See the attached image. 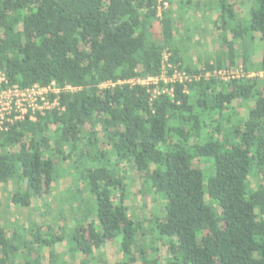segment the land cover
Returning <instances> with one entry per match:
<instances>
[{"label": "trees", "instance_id": "obj_1", "mask_svg": "<svg viewBox=\"0 0 264 264\" xmlns=\"http://www.w3.org/2000/svg\"><path fill=\"white\" fill-rule=\"evenodd\" d=\"M0 72L77 89L0 133L10 203L63 177L79 206L74 228L0 224V264H264V0H0Z\"/></svg>", "mask_w": 264, "mask_h": 264}, {"label": "rangeland", "instance_id": "obj_2", "mask_svg": "<svg viewBox=\"0 0 264 264\" xmlns=\"http://www.w3.org/2000/svg\"><path fill=\"white\" fill-rule=\"evenodd\" d=\"M194 12V8L192 7V10L189 12L187 10H184L182 14L188 13L186 15H183V19L188 17L190 13ZM201 11V10H200ZM191 22H194V17L190 16ZM198 21L194 22V25L197 24ZM202 36H205L204 34H200ZM198 38H194V43L197 44H203L200 40V36H197ZM185 38V37H184ZM188 44L191 43V41L187 42ZM187 47V45H186ZM188 49V47H187ZM191 49V46H190ZM190 52V51H189ZM69 184V180L66 178H60L58 181L56 187L54 188V191H52L51 194H49L45 200L36 202L33 206L27 209H20L13 207L12 204L9 201V191L10 187L8 186H0V224L2 228H4L7 231H18L20 228L24 231L28 230L26 227H29L31 225L34 226H44L49 224H56V225H63V224H69V227L72 226L73 228L76 225V222L73 221L75 211L79 207L76 202H72L70 198H68V202L64 203L61 198V194L63 191L67 190ZM12 191V189H11ZM131 207L138 212L139 214H142L144 211L145 205H148L149 198L145 195H140L136 193L135 186L133 185L131 189ZM61 210V214H58V212ZM60 215V216H59ZM65 235L69 234L68 229L66 227L64 228ZM25 237V232L22 233V236ZM113 247V248H112ZM108 246L107 248H104L102 250V255H98V253H95V257L93 258L94 262H99V260H102V262H113L115 259V245ZM62 247H57L55 252L60 253L62 252ZM101 257V259H100ZM80 260V256L78 257Z\"/></svg>", "mask_w": 264, "mask_h": 264}, {"label": "built area", "instance_id": "obj_3", "mask_svg": "<svg viewBox=\"0 0 264 264\" xmlns=\"http://www.w3.org/2000/svg\"><path fill=\"white\" fill-rule=\"evenodd\" d=\"M162 1V0H159ZM166 8L167 4L164 3ZM167 56H164L166 62ZM223 76V74H219ZM209 77V75H206ZM163 82L176 80L186 82L188 78L183 75L173 73L169 79L161 77ZM158 78L149 77L145 80H132L131 84L140 85H156ZM77 89L65 87L60 89L55 83H50L47 86L34 85L29 88L22 89L17 85H9L4 74L0 72V133L6 131L7 126L14 122H22L26 119L35 120V114L53 109L57 105L58 96L61 92H76Z\"/></svg>", "mask_w": 264, "mask_h": 264}, {"label": "crops", "instance_id": "obj_4", "mask_svg": "<svg viewBox=\"0 0 264 264\" xmlns=\"http://www.w3.org/2000/svg\"><path fill=\"white\" fill-rule=\"evenodd\" d=\"M194 6V2L190 3L187 8L185 10H187L188 12L192 9V7ZM174 9V10H178L179 8L177 7V5H172L171 9ZM195 8V6H194ZM188 13H185L184 15H186Z\"/></svg>", "mask_w": 264, "mask_h": 264}]
</instances>
